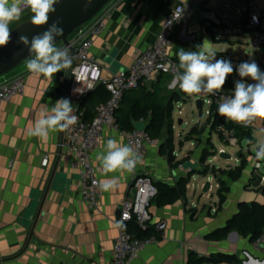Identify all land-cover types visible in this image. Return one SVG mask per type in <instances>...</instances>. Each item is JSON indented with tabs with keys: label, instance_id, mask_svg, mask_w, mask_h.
I'll return each mask as SVG.
<instances>
[{
	"label": "crops",
	"instance_id": "crops-1",
	"mask_svg": "<svg viewBox=\"0 0 264 264\" xmlns=\"http://www.w3.org/2000/svg\"><path fill=\"white\" fill-rule=\"evenodd\" d=\"M186 1L118 0L114 14L90 47V54L99 64L102 75L110 77L126 72L134 59L153 43L165 14L177 3ZM259 2L264 5V0ZM211 11L201 7L175 27L169 54L177 66L180 48L198 51L197 46L205 40L210 42L209 47L217 55H224V49H220V43L214 37L217 24ZM31 15L30 10L22 13L20 20L9 25L10 29ZM240 51L232 54L238 56ZM236 56L232 55L229 60L234 71L239 65ZM27 61L7 74L8 77L24 78L25 93L8 101L0 100V264H111L118 207L133 195L129 187L131 173L116 172L105 176L96 155L109 138L126 144L127 131L110 127L102 131L97 146L91 151V162L99 181L117 176L118 183L109 191L100 190L94 206L86 204L80 197L76 160L65 146L60 145L65 140V131L50 133L47 139L27 134L40 112L50 109L57 100L68 98L73 108L78 106L66 94L68 69L49 79L30 73ZM74 65L75 61H72L71 69ZM243 79L247 80L246 77ZM141 87L153 92L156 101L171 106L172 117L175 108L192 106L190 96L174 84L172 75L157 76ZM136 95L134 90L125 92L120 108H127ZM99 97V90H93L83 98L84 105L89 107L88 114L95 113ZM205 121L206 118L199 123L206 124ZM145 124L144 120L137 121L134 128ZM206 127L211 132L207 136L209 145L213 147L212 135L216 132L208 124ZM153 139L154 143L145 147L138 173L149 175L154 184L162 182L171 187H176L180 179L187 180L185 194L169 204L159 205L156 200H151L148 211L152 222H164L165 228L157 242L147 245L130 264H188L190 253L196 256L233 255L237 260L202 264H257L263 261V253L249 236L235 230L222 239H212L210 235L225 227L244 204L264 205V186L260 184L262 188L256 190L240 180L234 181L229 184L225 200L218 208L217 183L214 193L210 192V184L207 193L199 194L202 183L192 180L194 175H199L201 152L208 149V144L184 141L176 148L173 146L171 151L164 147L162 137ZM44 156L47 157L46 164L42 161ZM224 161L222 164L226 167L229 163Z\"/></svg>",
	"mask_w": 264,
	"mask_h": 264
},
{
	"label": "built area",
	"instance_id": "built-area-1",
	"mask_svg": "<svg viewBox=\"0 0 264 264\" xmlns=\"http://www.w3.org/2000/svg\"><path fill=\"white\" fill-rule=\"evenodd\" d=\"M118 0L108 1L89 21L78 27L68 38L69 43L60 48L67 47L72 61L75 65L71 69L67 94L78 106L74 108V115L78 117L75 125L65 130V140L60 145L65 146L74 156L79 168L80 197L83 202L94 206L100 195L98 187L99 179L96 170L91 162V151L97 146L101 138L102 131L106 127L119 130L116 123L115 112L119 107L125 92L139 88L145 83L155 79L160 75H172L178 69L176 62L169 54L172 45L175 27L180 24L185 17L195 14L197 9L207 7L214 9L216 0H187L177 3L167 12L163 18L160 29L152 44L147 46L140 55L134 59L126 72H119L110 77H104L99 64L90 54V47L95 37L105 28L107 21L116 10ZM224 7H230L224 3ZM25 9L22 13L28 12ZM234 29H229V34L249 36L246 46L251 51L259 48L264 49V5L259 0H239L234 10ZM253 17L257 18L254 21ZM215 35L220 32L215 28ZM219 35L216 37L218 38ZM215 37V36H214ZM74 48V51H71ZM244 49L242 51H244ZM229 57V58H227ZM232 55L224 56V60H230ZM35 75V74H34ZM42 76V75H38ZM102 84L108 98L100 102L91 119L85 120L83 109L79 108L80 102L94 88ZM235 84L232 80V88H223L215 95L201 93V109L204 99H207L208 108L205 111L206 118L210 115V107L218 111V106L222 96L231 95ZM25 93V81L22 76L0 77V100L8 101L14 96H22ZM220 118V122L215 127V132L223 146L241 145L237 137L236 127L244 129L258 130L264 136V119L258 120L252 126H242ZM120 131V130H119ZM126 144L130 145L134 151L143 156L147 144H153L154 139L148 131L143 128H134L125 133ZM249 143V141L244 140ZM251 145H255L251 143ZM225 150L222 148L218 151ZM43 164L47 163V157H43ZM138 164L131 172L130 190L133 192L130 200H124L118 207V216L114 220L117 235L112 250L111 264H130L140 252L149 244L157 242L158 238L151 235L145 238H138L128 230L130 226H136L145 231L148 227H153L156 231L162 232L165 228L164 222L153 223L148 211L151 200L157 193L156 186L149 175L138 173ZM262 181H264V175ZM254 245L261 250L264 255V227L254 241ZM264 264V260L257 262Z\"/></svg>",
	"mask_w": 264,
	"mask_h": 264
},
{
	"label": "clouds",
	"instance_id": "clouds-1",
	"mask_svg": "<svg viewBox=\"0 0 264 264\" xmlns=\"http://www.w3.org/2000/svg\"><path fill=\"white\" fill-rule=\"evenodd\" d=\"M58 0H0V47L6 46L11 40L9 25L21 18L25 9L30 10L31 24L34 26L48 25L46 30L32 36H19V43L28 47L31 54L26 63L27 70L35 75L52 78L54 74L71 67L70 50L56 47L57 37L63 35L58 19L49 24L50 13H54ZM92 0H87L91 3ZM257 21L256 17H253ZM258 22V21H257ZM205 40L197 46L198 51L180 48L178 52L179 65L174 76V84L185 94L192 96L201 93L215 95L221 92L227 77L234 68L229 60H216V52ZM236 71L242 78L235 82L231 95L222 96L218 106V114L233 123L242 126H252L258 120L264 119V72L255 61L240 63ZM249 77L256 83H246L243 78ZM74 108L68 98L57 100L50 109L40 112L39 118L29 127L27 134L39 139H47L50 133L63 132L76 124L78 117L73 114ZM251 143V141H249ZM255 159L264 160V140L254 145ZM142 157L137 151L116 138H109L103 150L96 155L102 172L131 173ZM118 177L102 179L98 183L101 191H109L117 186Z\"/></svg>",
	"mask_w": 264,
	"mask_h": 264
},
{
	"label": "trees",
	"instance_id": "trees-1",
	"mask_svg": "<svg viewBox=\"0 0 264 264\" xmlns=\"http://www.w3.org/2000/svg\"><path fill=\"white\" fill-rule=\"evenodd\" d=\"M71 35V34H70ZM213 36V34H212ZM223 88H232L231 74L227 77L226 83ZM94 90L100 92V102L105 101L108 98V93L102 84L97 85ZM137 91V95L133 97L127 108H117L115 112L116 123L120 131H131L134 129V124L137 121H146L145 130L148 131L152 138H163L164 147H167L172 151V108L169 105L161 104L156 101L154 93L149 90H143L139 88L133 89ZM93 91V90H92ZM91 91V92H92ZM79 108L83 109V117L85 120L92 118L91 114H88V108L84 105L83 100L79 104ZM201 110V102L200 109ZM210 115L206 118L205 123L210 125L212 130H215L216 125L220 122L218 111L214 110V106L210 107ZM116 114H118L116 116ZM197 124H195L190 130L189 134L195 132ZM237 137L239 143L244 140L251 141L253 143L252 131L250 129H244L236 127ZM250 143V144H251ZM162 148V147H161ZM214 155V154H213ZM238 155H242V151L238 152ZM205 160V157L202 161ZM246 165V160L241 159L239 164L228 170H222L227 179L234 182L237 181ZM187 180L180 179L176 187H171L165 183H155L157 193L152 200H156L159 205L169 204L176 201L179 197L185 194V185ZM229 189V186L224 180L218 179V188L216 189V195L218 198V208L225 200V195ZM264 227V205L252 202L244 204L239 212L227 222L225 227L216 231L210 235L212 239H222L231 230L237 231L243 236H249L251 240L255 241ZM129 232L138 238H145L151 235L160 237V232L156 231L152 226L147 230L142 231L136 226H130ZM236 258L233 255L213 254L209 256H196L194 253H190L188 257V264H202L204 262L217 263L221 261L236 262Z\"/></svg>",
	"mask_w": 264,
	"mask_h": 264
},
{
	"label": "rangeland",
	"instance_id": "rangeland-1",
	"mask_svg": "<svg viewBox=\"0 0 264 264\" xmlns=\"http://www.w3.org/2000/svg\"><path fill=\"white\" fill-rule=\"evenodd\" d=\"M224 3H228L230 7L225 8ZM216 6L212 9V18L214 22L217 24L215 27L220 33L215 35V38L218 40L217 42L220 43V49H224V55H217L216 53V60L223 59L224 56L228 54L233 55L234 57L237 53L235 51L241 49V51L246 46L247 40L249 36H236L229 34V29H234L233 20L235 17L234 10L236 9V5L239 4V0H216ZM217 35L218 38L216 37ZM233 43H229L228 41H233ZM219 50V49H218ZM225 51V52H224ZM238 52L239 55L236 56L237 64L242 62H251L255 61L259 66L260 70L264 72V49L259 48L255 51H251L246 47L244 51ZM229 58V57H227ZM247 80H244L246 83L253 84L256 83L255 81L251 80V78L246 77ZM233 82L235 84L236 81L241 80L242 78L239 76L238 72L234 71L232 75ZM199 98L198 95L190 96V99L193 101L192 106L188 107L187 105H183L181 109L175 108L173 117H172V144L173 146L178 147L179 143H183L184 141H190L193 144L198 145H207L208 149H204L201 152V165L199 169V175H194L192 180L198 183H202L200 193L202 194V187L206 181H209L212 185L210 192L214 193V185L217 183L218 188V179L224 180L229 186L232 181L228 180L226 175L222 172V170H228L232 166H236L239 164L241 159L246 160V165L241 173V176L238 180L244 182L246 186H251L250 184L255 181V174L264 175V160L257 161L255 159V149L254 145L248 144V142L243 141L241 145L237 146H223L216 136V134L212 135L213 140V147L209 142L208 135H211L210 131H207L206 124H200L199 121L204 120L206 118L205 111L208 108L207 99H204L203 106L201 110H198L194 104V102ZM178 119L182 120L181 124H178ZM195 124H197L195 132L189 134L185 132V130H189ZM195 135L199 137L194 138ZM252 138L253 143L256 144L257 141L264 140V136L256 129L252 131ZM213 148V151L211 149ZM224 149L226 153L231 155V159L228 160H221L219 157L218 151L220 149ZM210 149V150H209ZM242 151V155L239 156L238 152ZM214 154V155H213ZM205 157V160L203 158ZM215 157L214 159H212ZM210 160V162L208 161ZM229 163L224 167L222 162ZM222 164V165H219ZM231 166V167H230ZM261 185L264 186V181L261 182ZM262 186L252 187L256 190L262 188ZM209 192V193H210Z\"/></svg>",
	"mask_w": 264,
	"mask_h": 264
},
{
	"label": "water",
	"instance_id": "water-1",
	"mask_svg": "<svg viewBox=\"0 0 264 264\" xmlns=\"http://www.w3.org/2000/svg\"><path fill=\"white\" fill-rule=\"evenodd\" d=\"M108 1L110 0H92L89 4L87 0H58L54 6L56 11L50 13L49 24L59 19L61 21L59 27H62L64 32L62 36L56 38L55 44L67 45L70 34L89 21ZM47 27L48 25L34 26L31 24V18H29L11 28L10 42L6 46L0 47V77L9 74L24 61L32 58L28 47L19 43V36L27 35L31 40L32 36L42 33ZM71 51L73 52L74 48H71ZM70 74L71 67L68 68L67 89ZM200 101L199 98L195 101L198 110L200 109ZM177 122L181 124L182 120L178 119ZM138 128L144 129L145 125ZM219 157L225 160L231 159V155L224 151L219 152ZM261 182L262 176L255 174V181L251 183V186L258 187ZM209 190L210 182L206 181L202 187V192L207 193Z\"/></svg>",
	"mask_w": 264,
	"mask_h": 264
}]
</instances>
